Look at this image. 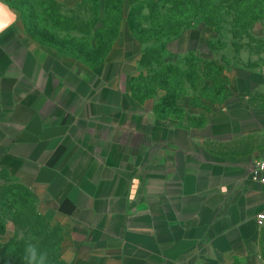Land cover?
Listing matches in <instances>:
<instances>
[{"label":"crops","instance_id":"1","mask_svg":"<svg viewBox=\"0 0 264 264\" xmlns=\"http://www.w3.org/2000/svg\"><path fill=\"white\" fill-rule=\"evenodd\" d=\"M145 47L125 21L89 65L22 24L1 31L0 165L60 225L73 264H245L262 231L264 186L250 176L264 105L245 95L203 123L160 117L131 90ZM255 86L236 77L240 94Z\"/></svg>","mask_w":264,"mask_h":264},{"label":"rangeland","instance_id":"2","mask_svg":"<svg viewBox=\"0 0 264 264\" xmlns=\"http://www.w3.org/2000/svg\"><path fill=\"white\" fill-rule=\"evenodd\" d=\"M201 1L207 13L199 6ZM0 2L12 16V24H22L24 33L33 40L71 57L91 53L87 41L94 39L95 30L107 18L103 10L106 0H83L74 9L59 3L57 8L48 5L46 15L41 3L35 4L36 0ZM197 3L195 14L187 17L174 14L182 6L178 0H126L127 13L142 6L145 14L149 12L148 6L158 11L161 26L166 30V35L158 40L142 43L146 47L139 54V72L135 76H153L155 68H168L173 75L167 80L174 83L169 93L158 88L154 96L143 102L154 101L155 109L166 98L165 115L191 123H201L240 96L251 95L264 105V0H214V4L210 0H197ZM134 49L137 48L133 46L131 50ZM158 60L162 65H158ZM90 62L93 63L89 59ZM247 73L251 85L256 86L249 93L240 94L235 88L236 77ZM163 78L159 83H165ZM43 210L31 190L0 165V242L14 239L38 245L46 240L50 259L73 264L64 258L60 225ZM33 217L42 220L33 226ZM37 233L43 236L35 238ZM247 263L264 264V227L258 253Z\"/></svg>","mask_w":264,"mask_h":264},{"label":"trees","instance_id":"3","mask_svg":"<svg viewBox=\"0 0 264 264\" xmlns=\"http://www.w3.org/2000/svg\"><path fill=\"white\" fill-rule=\"evenodd\" d=\"M83 1V0H82ZM182 3L179 5V10L174 11V14L181 16V14H187V17L193 16L196 9L198 8L197 0H178ZM214 4V0H210ZM242 2L249 0H241ZM41 3L42 12L46 15L48 13V5L50 7H58L55 0H36L35 4ZM34 4V7H35ZM204 2L201 1L199 6L204 13H207V8L204 6ZM148 14H145V8L142 6L140 10L131 9L128 13L126 12V0H106L105 2V13L107 18L105 20L104 27L95 31L94 39L87 41V47L91 52L88 56H80V59L89 65H94L102 62L112 49L116 39L120 35L122 24L126 21L128 28L141 43L149 42L151 40H158L162 36L166 35V30L161 26L162 16L160 13L148 6ZM60 17V16H58ZM163 18H168L164 16ZM174 35H178L177 33ZM93 61V63H89ZM158 65H162L161 60L157 61ZM153 76L140 74L138 76H133L130 80L131 90L134 98L143 102L144 100L150 99L157 92V89H163L169 93L171 89V78L173 73L168 68H155L153 70ZM164 84L159 83L162 76ZM159 83V84H158ZM167 102L166 98L162 100V103ZM159 104L155 108V112L160 117H168L165 112L168 110L166 105ZM203 120L201 123H203ZM30 193V192H28ZM31 194H33L31 192ZM34 195V194H33ZM35 196V195H34ZM34 216V213H33ZM33 226L38 223L42 218L33 217ZM42 233L35 234V238L42 237ZM37 241V239H36ZM39 243L38 246L41 249H45L47 244L46 240ZM24 243L15 241L11 239L6 243L0 242V264H23L24 255ZM50 264H60L56 260L50 259Z\"/></svg>","mask_w":264,"mask_h":264},{"label":"clouds","instance_id":"4","mask_svg":"<svg viewBox=\"0 0 264 264\" xmlns=\"http://www.w3.org/2000/svg\"><path fill=\"white\" fill-rule=\"evenodd\" d=\"M23 264H50L49 253L37 244L27 242L24 247Z\"/></svg>","mask_w":264,"mask_h":264},{"label":"built area","instance_id":"5","mask_svg":"<svg viewBox=\"0 0 264 264\" xmlns=\"http://www.w3.org/2000/svg\"><path fill=\"white\" fill-rule=\"evenodd\" d=\"M252 181L264 186V157L259 159L251 170ZM257 224L260 228L264 227V209L256 216Z\"/></svg>","mask_w":264,"mask_h":264},{"label":"water","instance_id":"6","mask_svg":"<svg viewBox=\"0 0 264 264\" xmlns=\"http://www.w3.org/2000/svg\"><path fill=\"white\" fill-rule=\"evenodd\" d=\"M12 21V16L7 7L0 3V32L7 28Z\"/></svg>","mask_w":264,"mask_h":264}]
</instances>
